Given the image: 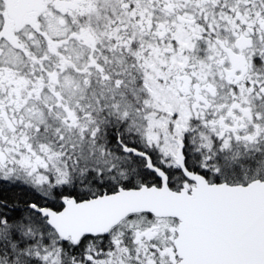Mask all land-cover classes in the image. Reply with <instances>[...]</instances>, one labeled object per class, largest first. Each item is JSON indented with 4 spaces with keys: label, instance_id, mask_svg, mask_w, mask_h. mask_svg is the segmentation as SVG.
Masks as SVG:
<instances>
[{
    "label": "snow or ice",
    "instance_id": "6c2138e0",
    "mask_svg": "<svg viewBox=\"0 0 264 264\" xmlns=\"http://www.w3.org/2000/svg\"><path fill=\"white\" fill-rule=\"evenodd\" d=\"M0 264H264V0H0Z\"/></svg>",
    "mask_w": 264,
    "mask_h": 264
}]
</instances>
